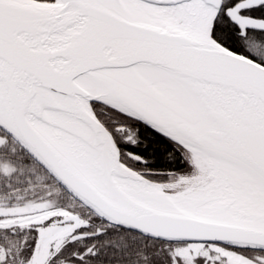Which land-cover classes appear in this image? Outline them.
<instances>
[{
  "label": "snow or ice",
  "instance_id": "6c2138e0",
  "mask_svg": "<svg viewBox=\"0 0 264 264\" xmlns=\"http://www.w3.org/2000/svg\"><path fill=\"white\" fill-rule=\"evenodd\" d=\"M0 264H264V0H0Z\"/></svg>",
  "mask_w": 264,
  "mask_h": 264
}]
</instances>
